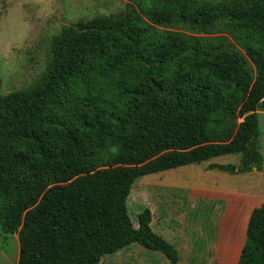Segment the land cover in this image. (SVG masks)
Returning a JSON list of instances; mask_svg holds the SVG:
<instances>
[{
	"label": "trees",
	"instance_id": "1",
	"mask_svg": "<svg viewBox=\"0 0 264 264\" xmlns=\"http://www.w3.org/2000/svg\"><path fill=\"white\" fill-rule=\"evenodd\" d=\"M143 16L225 36L152 33ZM50 49L31 88L0 94V224L18 234V264H98L132 243L177 263L151 210L132 223L137 166L243 154L240 166L210 168H262L249 144L264 107V0H139L124 15L64 27ZM74 102L85 107L79 116L68 113ZM245 230L239 264H264V202Z\"/></svg>",
	"mask_w": 264,
	"mask_h": 264
},
{
	"label": "rangeland",
	"instance_id": "2",
	"mask_svg": "<svg viewBox=\"0 0 264 264\" xmlns=\"http://www.w3.org/2000/svg\"><path fill=\"white\" fill-rule=\"evenodd\" d=\"M138 1L0 0V94L29 89L35 84L51 58L52 39L64 27L97 15H124L128 7L136 8ZM143 19L152 33H184L204 39L225 36L222 27L196 32L186 24L161 26L146 16ZM84 111L83 105L74 102L68 113L79 116ZM258 115L260 136L250 140H254V145L249 144V150L262 152L260 170L254 167L247 173L230 174L210 168L212 163L240 166L243 154L222 155L157 171L149 168L148 163L137 166L128 197L130 218L137 227L139 214L151 210L153 228L164 231L178 252L175 264H239L246 240L245 217L251 209L248 205L264 196V107L258 108ZM99 150V165L105 167L109 152ZM243 195L255 196L246 204ZM18 258V234L5 233L0 224V264H18ZM98 264L174 263L160 251L132 243L103 256Z\"/></svg>",
	"mask_w": 264,
	"mask_h": 264
},
{
	"label": "crops",
	"instance_id": "3",
	"mask_svg": "<svg viewBox=\"0 0 264 264\" xmlns=\"http://www.w3.org/2000/svg\"><path fill=\"white\" fill-rule=\"evenodd\" d=\"M243 196L245 197V203H246V204H249V201H251V200H252V197L255 196V195H252V196L243 195ZM260 198H261V199H258V200L256 201V203H254V204H249V205H248L249 207H251V209H250L249 213L247 214V216L245 217V218H246V222H245V226H246V227H247V224H248V222H249V217H250V214H251L252 210H253L255 207H257V206L260 205V201H261V200H264V196H261ZM152 225H153V222H151V227H152V229L154 230V232H156L158 235L162 236L164 239H166V240L169 241L170 243L172 242L171 239H170V237H168L167 235H165L164 231H163V232H159V231H157L156 229H154ZM244 233L246 234V230H245ZM245 239H246V236H245Z\"/></svg>",
	"mask_w": 264,
	"mask_h": 264
}]
</instances>
